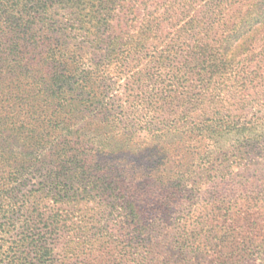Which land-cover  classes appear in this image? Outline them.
<instances>
[{
  "label": "trees",
  "instance_id": "16d2710c",
  "mask_svg": "<svg viewBox=\"0 0 264 264\" xmlns=\"http://www.w3.org/2000/svg\"><path fill=\"white\" fill-rule=\"evenodd\" d=\"M263 29L264 0H0V264H71L78 208L110 205L142 264L157 205L143 187L187 188L168 151L143 155L167 136L211 140L204 155L251 153L240 139L255 142L252 127L202 105ZM177 95L199 121L171 136L148 109ZM242 196L225 213L241 247L229 264H264V206Z\"/></svg>",
  "mask_w": 264,
  "mask_h": 264
},
{
  "label": "rangeland",
  "instance_id": "374dc122",
  "mask_svg": "<svg viewBox=\"0 0 264 264\" xmlns=\"http://www.w3.org/2000/svg\"><path fill=\"white\" fill-rule=\"evenodd\" d=\"M257 37L263 39L241 50L243 55L237 58L236 70L220 82L215 92L204 95L202 105L206 110L210 108L220 111L221 115L232 116L239 125L253 128L250 131H255V142H251L249 138L252 137L249 136L240 139L241 152L250 151L249 155H204L207 151L217 152L211 140L204 139L197 145L185 138L178 142L171 131L180 132L183 125L186 127L199 121V111H195L196 107L185 96L177 95L148 109L157 111L160 120L166 119L158 122L162 123L160 127L171 130L172 137L150 144L153 149L146 151H153L154 155L143 157L161 158L163 152L168 151L165 156L170 159L169 169L176 176L184 175L186 184H181L187 188L186 193H175L168 186L156 189L143 187L145 195L152 197L151 201L157 205L154 231L144 245L148 247V256L144 255L142 264H229L241 247L240 238H230L236 225L225 216L226 211L234 209L238 197L246 192L240 204L252 210L264 206V29ZM125 79L119 82L122 89L115 87L114 93L126 92ZM209 102L217 103L209 107ZM241 136H235L233 131L231 135L224 136L223 141L230 146ZM209 159H216V162ZM225 173L231 174L230 178L225 177ZM211 176L217 180L209 178ZM75 215L73 223L76 230L70 237V253L65 255L56 250V261L60 262L65 255L71 264H136L133 254L142 250L129 242L126 233L120 229L122 215L118 209L113 205L95 211L80 207ZM104 242L110 246L107 255L100 259L96 252ZM144 251L143 254L146 253Z\"/></svg>",
  "mask_w": 264,
  "mask_h": 264
}]
</instances>
